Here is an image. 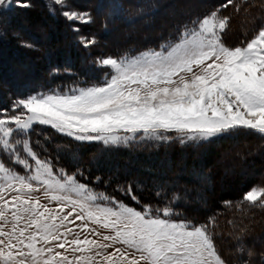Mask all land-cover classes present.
I'll use <instances>...</instances> for the list:
<instances>
[{
    "label": "snow or ice",
    "instance_id": "6c2138e0",
    "mask_svg": "<svg viewBox=\"0 0 264 264\" xmlns=\"http://www.w3.org/2000/svg\"><path fill=\"white\" fill-rule=\"evenodd\" d=\"M247 3L225 0L159 50L99 58L97 66L108 69L101 83L38 92L14 101L11 113L0 110V153L24 170L0 160V264H228L215 242V217L194 224L174 219L168 204L138 210L98 193L80 182L79 171L42 159L30 133L43 125L75 141L126 147L199 143L241 131L264 139V24L240 45L223 40L231 17L222 10L239 13ZM16 6L30 7L19 0ZM12 7L13 0H0V9ZM48 7L54 13L67 0H49ZM61 15L92 23L88 13ZM80 43L89 48L96 40L81 36ZM124 191L139 203L131 185ZM244 204L264 210V187L246 192L237 207ZM245 232L234 236L241 255Z\"/></svg>",
    "mask_w": 264,
    "mask_h": 264
},
{
    "label": "rangeland",
    "instance_id": "374dc122",
    "mask_svg": "<svg viewBox=\"0 0 264 264\" xmlns=\"http://www.w3.org/2000/svg\"><path fill=\"white\" fill-rule=\"evenodd\" d=\"M92 1L94 3V0ZM142 1L145 4L149 2V0H142ZM19 2L27 3L30 5V7H26V8L17 7L16 0H13V7H14L13 12L9 11L8 9H0V40L2 38L3 40H8L9 37L6 38V33L7 31L8 33L12 31V35H10V38L14 37L15 39H17L16 46L17 47L18 45L22 46L23 49L26 50L28 53L29 52L32 54L33 52L37 53L36 56L38 58L35 57V55L33 56L31 54L30 55L31 60L29 59L27 60L25 55L23 56L22 54L21 56L20 54L19 56L16 52L11 53L12 56L11 58L5 57L6 47L5 46L1 47L0 69L3 70L5 75H8L9 72H11L13 75H16L14 76L15 82L20 79L23 80L24 81L23 85L25 89H27V91L24 93L23 96L19 98H15L11 102L9 101L11 106L10 109L0 108V110H8V112L11 113L12 105L14 101L20 98L27 97L28 95L31 94H35L38 92H47L51 89H58L64 91L77 85L84 86V85L98 84L104 80L105 73L108 72V69L99 67L100 73L102 75L100 82L91 83V84L75 83L73 85H68L64 87L57 85L52 88H44L41 83V80L39 79V77H37V65L43 64L41 55L50 46L49 40L54 38V33L52 31L50 32L48 31V28L49 26H51L52 23L46 21L45 17L43 19L44 23L46 24L45 26H43L42 24L32 22V20H29L27 18V14H25V12L23 11H25V9L27 8H32L37 6L38 4L36 2H41V4H45L44 6L49 11V7H48L49 0H19ZM223 2H225V0H219V1L161 0L159 5H157L156 7L153 6V10L149 9V12H146L145 10L139 13L138 16L140 21L136 22L138 24H136L135 27L138 26L137 31H141L143 35L140 36V38L138 39L135 38L134 30L132 33H129L131 32V30H127V31L123 30L121 33L119 32L118 28L113 27L110 32H107V30L109 29L108 26H105V28L102 29V32H104L102 34L104 36L103 37L98 36L100 30H97L96 28H92V25L97 20V18H95V16L91 13V10H87V9L84 10L82 8V5L84 4L89 6V3L91 4L90 0H67L68 7L64 9L55 7V11L53 14L56 16V18H61L62 20H64L63 24L66 27V29H70L72 31L71 33L72 38L77 42V44L75 45L77 48H81L82 50L83 48H85L80 43L81 36L95 37L96 40L95 45L87 48V52H89L90 54L89 59L93 60L96 64V61L99 58H104L109 56L118 58L126 54L129 56H133L147 49L159 50V47L162 44L172 42L177 39L178 34L182 28V25L184 26L186 24H189L193 19L197 17H201V18L204 17ZM235 2L241 3V0H235ZM93 3H92V9L94 5ZM125 4H127V6L133 5L132 6L133 9L137 7V5L135 4V0H127ZM64 10H71L80 13H88L92 17V23L81 24L79 22H75V23L69 22L61 15V12ZM222 14L231 17L230 26L227 29V31L224 33L223 40L228 46H237L240 45L242 41H246L247 39H250L251 36L254 34L255 30L258 29V27L261 24H264V0H248L247 4L241 5L239 13H237L233 7H229L226 10H222ZM192 15L193 17H191ZM246 16H248V18H246ZM7 19H10L11 22H14L13 25L10 24L12 30L9 28L10 25L7 26V21H6ZM134 23L128 24L127 27H130ZM177 24H182V25L178 26ZM90 25L93 31H95L96 35H93L94 33L91 34L87 33V29L90 28ZM7 28H9V30H7ZM26 28H29L30 31H32V33L39 35L42 44L35 42V38L29 35L28 33L29 31H27ZM74 29H79V31H75ZM152 40L155 42V44L153 45L151 44L148 45V43L147 45L141 44V46L143 47L140 46L141 48H137L135 50L130 49L129 51H126V53L123 52L115 53L114 51H112L114 50V48L112 49L106 46V44H109L111 42L115 43V42L125 41L126 47L127 45L133 47L134 45H136L141 41L144 42L143 44H146V42L148 41L149 43L150 42L153 43ZM25 45H31V47H26ZM63 45L65 46V44H62V46ZM58 46L61 47V42ZM17 56H19V58H17ZM14 68L21 70L22 74L19 71L13 73L12 70H14ZM4 87H6V83L2 79H0V89ZM237 133L241 136V138H239L236 142L228 140V142H234V143H230L226 148L221 149L220 153L213 160L212 169H219L221 173L225 176L224 179L241 178V181L243 182H247V180L252 179L251 183L253 180L254 182L250 184V186H248V188L238 196V199L222 202L221 203L222 206L220 210H218L217 213H214L213 214L214 216L209 210V213L204 214L201 220L198 221L194 220L192 217H179L177 215H175L173 218L176 220L191 221L194 224H203L208 221L209 217H215L216 220L215 242L218 250L220 251L223 258L228 262V264H241L239 262L240 260H246L248 261V264H264V210L258 208H249L247 204L241 205L239 208L237 207L240 204V201L242 200V197L245 195L246 192L251 190L253 187H264V157H261L263 163L262 165L259 164L255 165L254 162L251 161L250 159L251 157L261 156V153L259 152H261L260 148L264 149V139H261L256 135L244 131ZM61 137H65L70 141H75L70 137H66L57 133L54 129H51L49 126L37 125L30 133V140L32 146L34 150L38 152V154L42 159L50 160L51 163L54 165L55 169L63 168L67 173L75 174V171L74 172L69 171L70 168H68L67 165L62 163L59 158H57L56 155L57 152H55L53 148L55 146H60L64 143L61 142L60 140ZM213 140H217V138ZM213 140L202 141L199 143L189 142L185 144H181L178 140L170 141L168 143H159V144L154 142H144L138 145L133 144L130 147L140 146V148L147 147L148 149L149 148L163 149L166 147L171 148L172 146L184 147L187 150H195L196 152L195 154L196 156H198V154H200L206 148V145ZM76 142H80V141H76ZM51 143L52 144L55 143L52 148L49 147V144ZM84 143H89V142H84ZM92 143H100L101 146L103 147L105 146L101 142H92ZM254 144L257 145L255 146L256 148L253 146ZM249 146H251L250 150H249ZM119 147H126V146H119ZM0 160H3L6 166L13 167L17 171L23 173L24 170L20 166L13 164L12 160L9 159L3 153H0ZM92 160L94 161V159ZM163 163L167 171L169 162L163 159ZM166 171L160 170L158 173L156 172L157 175L159 174L164 176H159L158 178L152 179V183L154 184L157 181V179L161 177H166L167 176ZM183 174H185L189 178H193L194 180H197L199 185V190H202V188H204L205 180H204V173L202 172V170L195 168L193 166H183L182 161H181V165L178 166L177 169L174 170V172H170L168 174L169 177L167 176L168 177L167 180L164 178L165 179L164 183H168V182L174 183L177 181L178 176ZM77 178L80 180V182L86 183L83 180H81L79 176H77ZM88 185L98 193L103 192L96 190L93 186H91L92 184L91 185L88 184ZM202 197H203L202 193L200 194L198 193V195L194 193L192 194V199L194 200V202L202 199ZM122 202L128 204L126 201H122ZM226 202H230V203H226ZM128 205L135 207L138 210L142 209V207L144 206L139 204L138 205L128 204ZM153 208L156 207L153 206ZM230 220L233 221L234 224L237 226L235 229L231 225H229L228 221ZM243 228H246V232L243 237V242L244 245L246 246L245 252L243 255L238 254V256H236L237 261L236 263H234L233 253H236V247L238 243L234 239V236L239 232L240 229ZM256 233L257 235H255ZM248 250L251 251L250 256L247 254Z\"/></svg>",
    "mask_w": 264,
    "mask_h": 264
},
{
    "label": "trees",
    "instance_id": "16d2710c",
    "mask_svg": "<svg viewBox=\"0 0 264 264\" xmlns=\"http://www.w3.org/2000/svg\"><path fill=\"white\" fill-rule=\"evenodd\" d=\"M90 1V7L84 4L82 8L84 10H91V13L97 18L92 28L100 30L98 36L103 37L104 35L102 33L104 32H102V29L108 26L109 29L107 32H110L113 27L118 28L121 33L123 30H131L129 33H132L134 30L136 39L143 35L141 31H137L138 26L135 27L136 24H138L136 22L140 21L138 16L139 13L145 10L149 12V9L153 10V6L156 7L161 2V0H155V2L154 0H149V2L145 4L142 0H135L137 7L133 9V5L127 6V4H125L127 0H124L125 2L123 0H94V3L92 0ZM36 3L38 4L37 6L27 8L23 12L27 14L29 20L42 24L43 26L46 25L43 20L45 17L46 21L52 23L48 31L54 33V38L49 40L50 46L41 55L43 64L37 65V77L41 80L43 87L52 88L57 85L64 87L75 83L91 84L100 82L102 75L99 67L93 60L89 59L90 54L87 52V48H83V50L77 48L75 46L77 42L72 38V31L66 29L63 24L64 20L56 18L53 13H50L44 6L45 4H41V2ZM92 3L94 4L93 9ZM8 10L13 12L14 7ZM248 16H246V18H248ZM191 17H193V15ZM6 21L7 26L14 24L10 19ZM130 23L134 24L127 27ZM182 24L177 25L179 26ZM9 28H12L11 25ZM9 28H7V30H9ZM92 28L90 25V28L87 29V33H94L93 35H96ZM26 29L29 31V35L35 38V42L42 44L39 35L32 33L29 28ZM10 35H12V31L9 33L7 31L6 38L9 37V39L3 40L2 38L0 40V50L1 47H6L5 57L11 58V53L16 52L19 56L23 54V56H26L27 60H31L30 55L32 53H28L20 45L17 47V39L14 37L10 38ZM60 42L61 47L58 46ZM141 42L133 47L128 45L126 47L125 41L111 42L106 44V46H108V48H114L112 51L115 53H126V51L130 49L135 50L143 47L141 44H155L154 41L153 43H149L148 41L146 44ZM62 44H65V46H62ZM32 55L37 57V53L35 52H33ZM19 56H17V58H19ZM18 71L22 74V71L19 69L14 68V70H12L13 73ZM0 75V79L6 83V87L0 89V108L10 109L11 106L9 101L11 102L13 99L23 96L27 89H25L23 85V80L20 79L15 82L14 76L16 75H13L11 72L5 75L3 70L0 69ZM239 138H241V136L238 133L217 138V140L209 142L198 156H196L195 150H187L184 147L172 146L171 148L166 147L163 149L140 148V146H136L137 148L130 146L103 147L100 143L70 141L65 137L60 138L61 142H64L62 145L53 147L55 143H51L49 147L54 148L55 152H57V158L70 168L69 171H75V174H77L78 171L82 173V176L78 175L80 179L87 184H92L91 186L96 190L103 191L107 195L133 205H150L157 208L168 204L174 209L177 216L192 217L194 220L198 221L201 220L204 214L209 213V210L212 215L217 213L222 206V202L238 199V196L254 182L253 180L251 183L252 179H246L247 182L241 181V178L224 179L225 176L219 169H212L213 160L220 153L221 149L226 148L230 143L236 142ZM228 140L234 142H228ZM253 146L255 147L257 145L254 144ZM250 147L251 146H249V150ZM260 149V157L255 156L250 158L255 165L263 164L261 157H264V149ZM92 159H94V161ZM163 159L169 162L167 171ZM181 161L183 166H193L202 170L205 180V186L202 190H199L197 180L189 178L185 174L179 175L177 181L174 183H164L165 179L167 180L169 177L168 174L174 172V170L181 165ZM160 170L166 171L168 177H161L153 184L152 179L164 176L156 174V172L158 173ZM97 177L100 179L97 180ZM129 185L132 186L139 203L136 201L133 202L130 196L125 194L124 190ZM157 193H160V195H157ZM193 193L196 195L202 193V199L194 202L192 199ZM174 195L178 196L179 199L173 202ZM257 233L255 235H257ZM236 256H238V253H233L234 263L237 261ZM239 262L241 263V260Z\"/></svg>",
    "mask_w": 264,
    "mask_h": 264
}]
</instances>
